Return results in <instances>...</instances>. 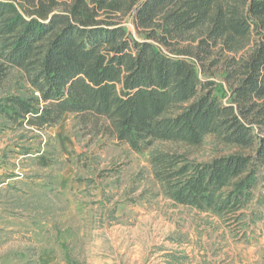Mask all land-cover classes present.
Here are the masks:
<instances>
[{
    "label": "trees",
    "instance_id": "trees-1",
    "mask_svg": "<svg viewBox=\"0 0 264 264\" xmlns=\"http://www.w3.org/2000/svg\"><path fill=\"white\" fill-rule=\"evenodd\" d=\"M216 46L230 53L225 101L199 74ZM9 68L32 89L0 100L10 126L42 130L73 113L140 153L213 134L235 151L198 161L151 150L164 194L236 217L264 189V0H0L1 74Z\"/></svg>",
    "mask_w": 264,
    "mask_h": 264
},
{
    "label": "rangeland",
    "instance_id": "rangeland-1",
    "mask_svg": "<svg viewBox=\"0 0 264 264\" xmlns=\"http://www.w3.org/2000/svg\"><path fill=\"white\" fill-rule=\"evenodd\" d=\"M122 22L142 37L132 14ZM211 51L199 74L225 101L230 53ZM31 90L19 69L0 71V100ZM158 149L198 161L235 151L206 134L198 146L156 141L140 153L73 113L42 130L0 117V264H264V189L236 217L176 203L153 177Z\"/></svg>",
    "mask_w": 264,
    "mask_h": 264
},
{
    "label": "crops",
    "instance_id": "crops-1",
    "mask_svg": "<svg viewBox=\"0 0 264 264\" xmlns=\"http://www.w3.org/2000/svg\"><path fill=\"white\" fill-rule=\"evenodd\" d=\"M116 141V140H115Z\"/></svg>",
    "mask_w": 264,
    "mask_h": 264
}]
</instances>
